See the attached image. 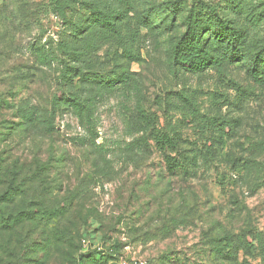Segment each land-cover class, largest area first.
Here are the masks:
<instances>
[{
  "label": "rangeland",
  "instance_id": "rangeland-1",
  "mask_svg": "<svg viewBox=\"0 0 264 264\" xmlns=\"http://www.w3.org/2000/svg\"><path fill=\"white\" fill-rule=\"evenodd\" d=\"M263 259L264 0H0V264Z\"/></svg>",
  "mask_w": 264,
  "mask_h": 264
},
{
  "label": "trees",
  "instance_id": "trees-1",
  "mask_svg": "<svg viewBox=\"0 0 264 264\" xmlns=\"http://www.w3.org/2000/svg\"><path fill=\"white\" fill-rule=\"evenodd\" d=\"M195 26L196 25L194 22V27ZM153 140L157 149L164 155V160L168 171L171 173L178 170L180 165L177 163L175 158L165 154L166 151L176 152L178 145L176 142H174L173 138L168 136L167 134L155 133L153 135ZM262 264H264V259Z\"/></svg>",
  "mask_w": 264,
  "mask_h": 264
}]
</instances>
